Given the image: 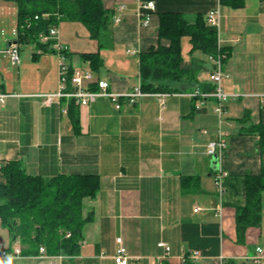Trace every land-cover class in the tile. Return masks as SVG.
Segmentation results:
<instances>
[{"label": "crops", "instance_id": "0c3cea01", "mask_svg": "<svg viewBox=\"0 0 264 264\" xmlns=\"http://www.w3.org/2000/svg\"><path fill=\"white\" fill-rule=\"evenodd\" d=\"M101 1L111 16V43L99 49L81 23L61 21L58 39L67 48V65L90 70L81 54L99 51L103 66L95 76L112 92L131 91L140 84L139 54L167 45L158 38L160 13L205 18L217 9L218 27L206 24L227 53L222 87L229 98L219 116L216 98L199 95L213 85L210 57L197 53L182 62L195 82L173 83L177 90L163 92V108L158 93H145L134 103L120 98L118 109L109 98L97 97L78 107L76 131L64 100L48 106L42 101L58 85L54 50L17 43L19 63H10L4 50L17 24V8L0 0V31L5 32L0 35V165L18 161L25 173L43 178L99 177L96 195L82 202L83 217L92 219L83 226L78 255H14L20 243L0 223V252L8 254L2 264H114L119 237L129 264H255L250 256L264 247V191L260 223L248 227L241 241L235 212L245 204L246 176L264 172L259 137L245 132L264 123V0H246L238 9L219 0ZM149 2L151 10L144 8ZM217 140L225 148L209 153V143Z\"/></svg>", "mask_w": 264, "mask_h": 264}, {"label": "trees", "instance_id": "16d2710c", "mask_svg": "<svg viewBox=\"0 0 264 264\" xmlns=\"http://www.w3.org/2000/svg\"><path fill=\"white\" fill-rule=\"evenodd\" d=\"M17 8V43L35 44L51 48V41L43 43L40 34H48L52 26L61 21L81 23L98 48L111 43V16L101 0H4ZM246 0H219V4L232 9L242 8ZM37 16V18H35ZM158 38L167 45L158 44L139 54L140 89L144 93L174 92L173 83L188 85L195 82L194 72L182 67L181 40L188 37L190 53L199 50L209 57L218 52L216 32L209 28L202 14L188 17L179 12H162L158 15ZM27 22L28 25H25ZM92 72L103 66L99 51L82 53ZM96 90L95 86L90 87ZM213 86L204 89L212 91ZM67 115L73 128L79 125L78 107L70 101ZM247 133H256L258 146L264 150V123L250 126ZM182 179L183 190L187 181ZM99 190L96 174H59L51 178L25 173L18 161L0 165V223L12 240L20 243V254H39L44 248L48 256H76L80 252L83 226L92 219L83 217L82 202L92 198ZM264 191V172L245 178V204L236 207L235 224L238 240L246 229L260 223Z\"/></svg>", "mask_w": 264, "mask_h": 264}, {"label": "built area", "instance_id": "2783aa9c", "mask_svg": "<svg viewBox=\"0 0 264 264\" xmlns=\"http://www.w3.org/2000/svg\"><path fill=\"white\" fill-rule=\"evenodd\" d=\"M144 8L151 10L153 9V5L151 2L147 3ZM37 18V16H35ZM206 22L211 27H218V10L213 9L209 11L205 15ZM25 25H28L27 22ZM0 35H5L3 30L0 31ZM12 40L9 42L8 47L4 50L7 55L10 63L12 65H17L19 63V49L18 44L16 42L17 38V28L16 26L11 30ZM40 41L46 43L51 41V49L54 50L57 59H58V85L57 89L54 93H47L43 95V104L50 105L54 101L60 103V101L64 100L66 106L70 101L77 107L86 106L92 103L97 97H107L114 104L115 108H119V99L125 98L129 103H134L135 100L143 96L145 93L141 91L140 84L134 87L131 91L125 93H115L110 91L109 84L105 80L98 79L95 74L90 70H82L79 68H74L65 63L66 59V46L62 45L58 39V26H52L49 29L48 34H40ZM219 47V45H218ZM225 57V53L218 52L214 57H210V62L212 65L211 72L209 74V80L213 85V89L210 92L199 93L202 97L212 96L217 100V107L215 109L216 113L221 116L223 113V105L229 98V95L224 92L222 87V80L224 77L222 71V63ZM95 86L96 90H92L90 87ZM198 94V92L196 93ZM4 95H0V100L2 101V97ZM160 106L164 107V96L163 93H158ZM225 148V144L221 140H217L209 143L208 152L211 154H219ZM222 173L219 172L215 176V182L218 184L220 178L222 177ZM198 208H195L194 211H197ZM115 251L113 255L114 264H129V257L126 253V249L122 245V239H115ZM158 246L164 248L165 251L168 252L169 247L164 243H159ZM39 251L44 253V248L40 247ZM14 255L20 254V249L14 248ZM8 254L5 250L0 252V264L3 263V259L7 258ZM191 258H197V253H192ZM250 260L255 264H264V247H256L254 253L250 256Z\"/></svg>", "mask_w": 264, "mask_h": 264}, {"label": "rangeland", "instance_id": "374dc122", "mask_svg": "<svg viewBox=\"0 0 264 264\" xmlns=\"http://www.w3.org/2000/svg\"><path fill=\"white\" fill-rule=\"evenodd\" d=\"M197 53H200V55H203L201 51H196V52H193L191 54L190 53V45H189L188 37H183L182 40H181V54H182V57H183L184 61H191L192 58L196 57ZM224 59H225V57H224Z\"/></svg>", "mask_w": 264, "mask_h": 264}]
</instances>
